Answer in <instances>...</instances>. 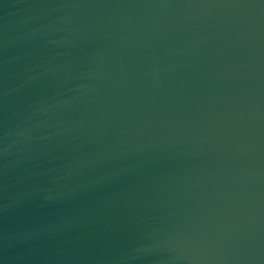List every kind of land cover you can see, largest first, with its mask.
I'll use <instances>...</instances> for the list:
<instances>
[{
    "label": "water",
    "instance_id": "water-1",
    "mask_svg": "<svg viewBox=\"0 0 264 264\" xmlns=\"http://www.w3.org/2000/svg\"><path fill=\"white\" fill-rule=\"evenodd\" d=\"M0 264H264V0H0Z\"/></svg>",
    "mask_w": 264,
    "mask_h": 264
}]
</instances>
